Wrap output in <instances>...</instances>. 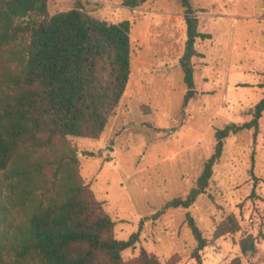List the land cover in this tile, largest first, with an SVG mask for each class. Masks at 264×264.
Returning <instances> with one entry per match:
<instances>
[{"label":"rangeland","instance_id":"obj_1","mask_svg":"<svg viewBox=\"0 0 264 264\" xmlns=\"http://www.w3.org/2000/svg\"><path fill=\"white\" fill-rule=\"evenodd\" d=\"M80 1L96 18L130 22L131 72L119 105L98 139L70 137L84 181L116 222V237L139 232L123 258L144 248L161 260L177 254L178 264H228L236 256L241 264H264V111L256 136L244 129L224 139L209 185L193 205L153 216L194 186L214 151L215 130L248 121L263 96V0H190L200 9L198 30L211 35L196 40L203 56L192 59L193 87L183 82L179 65L186 39L180 0L134 7L123 0ZM74 2L48 0V10ZM186 212L208 239L201 263L191 255L196 242ZM231 213L240 229L212 239L216 224ZM247 235L256 249L243 255L238 242Z\"/></svg>","mask_w":264,"mask_h":264},{"label":"trees","instance_id":"obj_2","mask_svg":"<svg viewBox=\"0 0 264 264\" xmlns=\"http://www.w3.org/2000/svg\"><path fill=\"white\" fill-rule=\"evenodd\" d=\"M180 3L186 39L179 65L183 82L193 87L192 59L203 56L196 40L211 35L198 30L200 9L190 0ZM129 33V20L96 18L80 0L55 13L48 0H0V264H178L177 254L161 260L144 248L123 258L139 232L116 237V222L84 181L70 139H98L119 105L131 72ZM263 111L264 93L248 121L217 128L214 151L194 186L153 216L193 205L209 185L224 139L244 129L256 136ZM186 222L196 242L191 255L201 263L208 239L189 212ZM239 229L231 213L216 224L212 239ZM238 243L243 255L256 249L252 235ZM228 264H241L240 258Z\"/></svg>","mask_w":264,"mask_h":264}]
</instances>
